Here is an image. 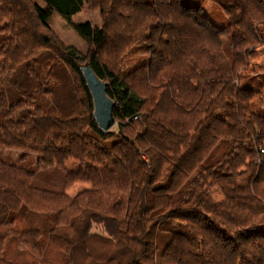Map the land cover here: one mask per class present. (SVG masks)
Segmentation results:
<instances>
[{
  "label": "trees",
  "instance_id": "1",
  "mask_svg": "<svg viewBox=\"0 0 264 264\" xmlns=\"http://www.w3.org/2000/svg\"><path fill=\"white\" fill-rule=\"evenodd\" d=\"M85 1L0 0V141L39 156L36 171L0 157V264H264V83L239 80L264 55V0H89L100 27L72 22ZM83 64L116 130L99 129Z\"/></svg>",
  "mask_w": 264,
  "mask_h": 264
},
{
  "label": "rangeland",
  "instance_id": "2",
  "mask_svg": "<svg viewBox=\"0 0 264 264\" xmlns=\"http://www.w3.org/2000/svg\"><path fill=\"white\" fill-rule=\"evenodd\" d=\"M185 4L197 5L202 0H181ZM204 11L208 18L219 26L226 25L227 18L224 11L216 4L211 2L204 3ZM72 22L74 23H86L89 22L93 27H100L102 25V19L99 14V10L92 5L89 0L85 1L83 9L72 16ZM51 31L67 46L72 47L78 51L85 52L87 45L85 41L74 31V29L68 24V22L61 17L57 12L52 11L48 20ZM144 48L143 45L138 49ZM261 48H259L260 50ZM223 51L227 58H231V49L229 37L226 35L223 37ZM148 59L147 52H139L136 55L129 58L123 65L122 71L126 73ZM263 73V74H262ZM262 74V75H261ZM261 75V76H260ZM239 80L242 86L251 88H259L261 83H264V55L260 56L258 60L250 62V66L247 69L241 70L239 73ZM264 91V90H263ZM259 100H256V107H262ZM1 115V114H0ZM111 130H116V125L113 124ZM22 153L18 150L5 147L0 141V157L10 164L19 165L25 167L30 171H36L38 169L39 156L35 153H28L25 156H21ZM72 169L77 168V163L71 162ZM90 185L77 182L72 188L67 190L70 197L74 196L82 188H86ZM214 199L220 200L221 195L218 191L211 192ZM91 231L97 234H102V229L99 226H93Z\"/></svg>",
  "mask_w": 264,
  "mask_h": 264
},
{
  "label": "water",
  "instance_id": "3",
  "mask_svg": "<svg viewBox=\"0 0 264 264\" xmlns=\"http://www.w3.org/2000/svg\"><path fill=\"white\" fill-rule=\"evenodd\" d=\"M81 71L93 101V116L102 131H107L115 123L114 101L106 94V83L97 77L89 64L81 65Z\"/></svg>",
  "mask_w": 264,
  "mask_h": 264
}]
</instances>
